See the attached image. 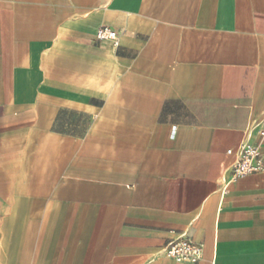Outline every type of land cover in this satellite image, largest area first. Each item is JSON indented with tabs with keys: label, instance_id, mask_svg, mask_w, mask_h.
<instances>
[{
	"label": "crops",
	"instance_id": "1",
	"mask_svg": "<svg viewBox=\"0 0 264 264\" xmlns=\"http://www.w3.org/2000/svg\"><path fill=\"white\" fill-rule=\"evenodd\" d=\"M263 128L264 0H0V264H264Z\"/></svg>",
	"mask_w": 264,
	"mask_h": 264
},
{
	"label": "built area",
	"instance_id": "2",
	"mask_svg": "<svg viewBox=\"0 0 264 264\" xmlns=\"http://www.w3.org/2000/svg\"><path fill=\"white\" fill-rule=\"evenodd\" d=\"M97 39L112 40L118 44L117 32L108 26L98 30ZM263 142L264 128L259 131L258 143L246 142L240 146L228 183L248 175L264 173ZM166 256L180 262L196 263L202 259L203 246L190 239L181 238L166 248Z\"/></svg>",
	"mask_w": 264,
	"mask_h": 264
}]
</instances>
